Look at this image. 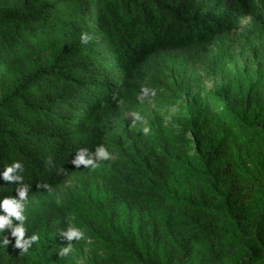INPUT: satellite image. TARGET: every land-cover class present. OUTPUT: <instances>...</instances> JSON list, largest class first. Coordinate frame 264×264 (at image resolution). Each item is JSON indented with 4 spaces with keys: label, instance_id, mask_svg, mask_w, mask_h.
<instances>
[{
    "label": "trees",
    "instance_id": "16d2710c",
    "mask_svg": "<svg viewBox=\"0 0 264 264\" xmlns=\"http://www.w3.org/2000/svg\"><path fill=\"white\" fill-rule=\"evenodd\" d=\"M246 19L264 27V0H0V199L17 195L18 182L2 177L15 161L28 197L95 170L106 191L80 206L91 242L74 241L60 257L68 241L59 231L76 209L49 198L25 207L26 235L38 236L27 253L13 248L10 230L0 233L11 241L0 242V264H72L87 245L88 264H264L263 79L210 91L209 102L188 106L173 138L156 143L127 128L116 143L107 139L126 113L178 83L169 60L201 62ZM82 33L93 39L81 43ZM144 87L155 95L142 96ZM188 131L203 168L188 196L173 200L167 188L185 167ZM97 145L116 158L94 169L71 163Z\"/></svg>",
    "mask_w": 264,
    "mask_h": 264
},
{
    "label": "rangeland",
    "instance_id": "374dc122",
    "mask_svg": "<svg viewBox=\"0 0 264 264\" xmlns=\"http://www.w3.org/2000/svg\"><path fill=\"white\" fill-rule=\"evenodd\" d=\"M166 71L169 78L178 80V83L170 84L171 90L160 98L142 102L136 110L126 113L115 129L109 133L107 139L110 144L116 143L115 140L127 128L137 129L143 133V128L148 127L150 137L156 143L162 139L173 138L189 120L188 106L209 102L210 91L221 90L228 83L249 86L257 80H264V27L246 19L239 29L217 41L211 47L209 56L201 62L186 64L171 59ZM225 109L226 106L221 104L220 110ZM134 113H138L142 119L134 122ZM253 122L255 131L260 133L259 121ZM187 135L189 149L188 155L183 159L185 167L172 178L167 188L173 200L185 199L188 196L190 191L188 180L203 168L202 153L198 150L193 132L188 131ZM241 138L244 139L245 136L242 135ZM116 152L118 151L109 150L111 157L109 161L116 158ZM251 160L253 164L262 163V160L257 157H252ZM103 161H99L98 166H101ZM86 178L87 175H74L59 188L28 197L25 207H39L49 198L59 202H71L76 209L71 216L72 225L84 232V238L81 241L91 242L92 229L89 228L85 219L87 213L82 212L80 206L83 203L99 202L105 197L106 191L98 170L92 172L88 181L85 180ZM261 196L262 192H259L258 198ZM219 207H224V200L220 202ZM75 244L80 246L79 243ZM90 257L89 245L78 248V255L73 258L72 264H88Z\"/></svg>",
    "mask_w": 264,
    "mask_h": 264
},
{
    "label": "clouds",
    "instance_id": "9594fccd",
    "mask_svg": "<svg viewBox=\"0 0 264 264\" xmlns=\"http://www.w3.org/2000/svg\"><path fill=\"white\" fill-rule=\"evenodd\" d=\"M93 37L88 33H82L80 35L81 43H89ZM151 93L155 95L154 90L144 87L142 89V96L147 97ZM134 122L139 121L142 118L138 113L133 114ZM150 129L148 127L143 128V134H148ZM109 151L103 145H97L94 152H89L88 149L81 148L76 152L75 158L71 161L73 165L79 168L83 165L85 168H96L99 161L110 159ZM23 172V165L19 161H15L10 165H5L2 171V177L6 182H18L15 188L16 196H4L0 199V208L4 210L5 215H0V233H4L5 230H10L11 237L15 239L13 248L19 249L20 254L27 253L34 243L38 241V236L32 234L26 235L27 229L25 228V205L28 200L29 187L23 183V177L20 173ZM47 188L48 185H38V187ZM13 218L18 223H13ZM61 235L68 241L67 246L61 247L59 251L60 257H66L73 252L72 244L74 241H80L84 238V232L72 225L68 224L67 227L59 231ZM2 246L6 249L11 243L7 235L0 237Z\"/></svg>",
    "mask_w": 264,
    "mask_h": 264
}]
</instances>
